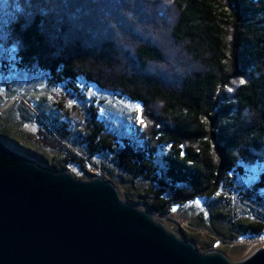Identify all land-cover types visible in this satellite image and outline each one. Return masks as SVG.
Instances as JSON below:
<instances>
[{"label":"trees","instance_id":"obj_1","mask_svg":"<svg viewBox=\"0 0 264 264\" xmlns=\"http://www.w3.org/2000/svg\"><path fill=\"white\" fill-rule=\"evenodd\" d=\"M14 5L4 44L12 67L43 75L50 85L80 97L81 83L93 85L140 104L142 122H150L140 133L117 137L89 107L74 138L87 158L109 155L117 168L147 180L152 212L203 198L214 210L220 205L226 222L236 214L235 228L221 238L264 234V224L241 219L229 207L247 168L264 166V0H15ZM63 107L65 119L76 118ZM45 119L58 138L71 143L66 122ZM71 156L80 166L81 159ZM47 166L67 170L64 164ZM257 176L255 187L264 193V170ZM250 194L244 198H258Z\"/></svg>","mask_w":264,"mask_h":264},{"label":"water","instance_id":"obj_2","mask_svg":"<svg viewBox=\"0 0 264 264\" xmlns=\"http://www.w3.org/2000/svg\"><path fill=\"white\" fill-rule=\"evenodd\" d=\"M56 171L0 141V264H264L200 252L121 199L113 183Z\"/></svg>","mask_w":264,"mask_h":264},{"label":"rangeland","instance_id":"obj_3","mask_svg":"<svg viewBox=\"0 0 264 264\" xmlns=\"http://www.w3.org/2000/svg\"><path fill=\"white\" fill-rule=\"evenodd\" d=\"M14 2L15 0H0V141H6L13 150L18 147L24 155L44 165L64 164L66 171L78 173L79 178L88 180L98 176L111 181L122 200L150 211L157 222L164 224L180 238L192 240L200 252L221 251L231 261L238 262L255 249L264 246V234L258 237L243 236L237 240L221 238L223 235L229 237L226 230L235 228L236 214L233 213L226 222L219 217L220 205L214 210V205L205 204L203 198L179 203L171 209L166 207L158 213L152 212L155 201L150 194L147 180L135 178L117 168L109 155L87 158L84 148L77 145L74 138L78 121L81 123L83 120L86 124L89 107L96 108L97 116L110 134L117 137L140 133L145 123L150 125V122H142L140 104L119 99L93 85L81 83L80 97L70 94L60 85H50L43 75L27 74L12 67L4 44L8 38V25L16 11ZM3 62L7 63L4 68L1 66ZM230 90L226 88L225 93ZM59 103L76 118L65 119ZM45 118L66 122V133L71 143L58 138ZM36 119H40L41 123ZM69 154L81 159V165L71 163L73 157ZM263 170L264 166L247 168V177L237 181L236 193H232L229 198V207L236 209L235 213L241 219L249 218L252 223L264 224V193L255 187L257 175ZM153 190L159 191L158 187H153ZM245 193H251L249 196L258 198L246 200ZM164 196L170 197L169 194Z\"/></svg>","mask_w":264,"mask_h":264},{"label":"snow or ice","instance_id":"obj_4","mask_svg":"<svg viewBox=\"0 0 264 264\" xmlns=\"http://www.w3.org/2000/svg\"><path fill=\"white\" fill-rule=\"evenodd\" d=\"M240 83H241V84H243V83H244V81H243V80H241V81H240Z\"/></svg>","mask_w":264,"mask_h":264},{"label":"bare ground","instance_id":"obj_5","mask_svg":"<svg viewBox=\"0 0 264 264\" xmlns=\"http://www.w3.org/2000/svg\"><path fill=\"white\" fill-rule=\"evenodd\" d=\"M24 155V154H23ZM117 189V188H116ZM120 195V194H119Z\"/></svg>","mask_w":264,"mask_h":264}]
</instances>
